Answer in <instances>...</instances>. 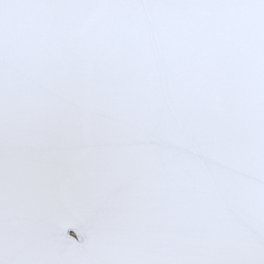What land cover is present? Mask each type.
Masks as SVG:
<instances>
[{"label": "snow or ice", "instance_id": "1", "mask_svg": "<svg viewBox=\"0 0 264 264\" xmlns=\"http://www.w3.org/2000/svg\"><path fill=\"white\" fill-rule=\"evenodd\" d=\"M0 264H264V0H0Z\"/></svg>", "mask_w": 264, "mask_h": 264}]
</instances>
